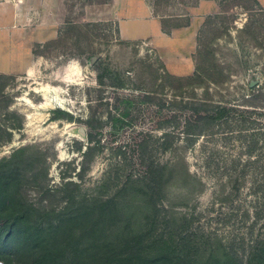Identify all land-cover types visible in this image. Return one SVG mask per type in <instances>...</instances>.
Returning a JSON list of instances; mask_svg holds the SVG:
<instances>
[{"label":"rangeland","instance_id":"374dc122","mask_svg":"<svg viewBox=\"0 0 264 264\" xmlns=\"http://www.w3.org/2000/svg\"><path fill=\"white\" fill-rule=\"evenodd\" d=\"M109 1L67 0L69 24L35 50L37 75H0L2 184L33 220L71 194L114 197L130 228L148 221L153 236L189 243L193 264H224L227 253L247 264L264 239V0H214L182 76L143 42L118 38ZM199 1L157 9L183 13ZM216 106L232 111L211 121ZM126 113L129 124L111 129Z\"/></svg>","mask_w":264,"mask_h":264},{"label":"trees","instance_id":"16d2710c","mask_svg":"<svg viewBox=\"0 0 264 264\" xmlns=\"http://www.w3.org/2000/svg\"><path fill=\"white\" fill-rule=\"evenodd\" d=\"M207 111L210 120L216 121L232 110L216 106ZM64 115L71 119L67 113ZM124 115L111 121V129L119 130L124 123L129 124V120L124 121L128 113ZM189 126L195 125L189 123ZM192 134L198 136L199 132ZM88 140H93L91 134ZM68 184L73 183H65ZM8 187V183L2 184L0 177L3 264H193L188 258L189 243L183 244L179 235L168 234L167 237L161 232L153 236L152 223L149 225L148 221L144 222L145 226L138 227L137 223L130 228V214L123 211L122 206L114 209V197L78 200L71 194L60 210L38 212L39 219L33 220L31 213L18 210L8 194ZM118 213H123V218H118ZM48 215H52L53 221L45 224L40 218ZM230 256L226 254L224 264L235 263L234 256ZM203 264H209V259ZM247 264H264V239L251 249Z\"/></svg>","mask_w":264,"mask_h":264},{"label":"crops","instance_id":"0c3cea01","mask_svg":"<svg viewBox=\"0 0 264 264\" xmlns=\"http://www.w3.org/2000/svg\"><path fill=\"white\" fill-rule=\"evenodd\" d=\"M66 1L0 0V75H37L36 48L69 24ZM158 5L159 0H110L106 20L120 40L149 46L168 73L188 74L194 69L198 32L216 2L200 0L177 14L158 12Z\"/></svg>","mask_w":264,"mask_h":264},{"label":"water","instance_id":"95a60500","mask_svg":"<svg viewBox=\"0 0 264 264\" xmlns=\"http://www.w3.org/2000/svg\"><path fill=\"white\" fill-rule=\"evenodd\" d=\"M96 58V56H93L92 58H91V61H93L94 59ZM255 81V80H254ZM252 82H250V86H252Z\"/></svg>","mask_w":264,"mask_h":264},{"label":"bare ground","instance_id":"6f19581e","mask_svg":"<svg viewBox=\"0 0 264 264\" xmlns=\"http://www.w3.org/2000/svg\"><path fill=\"white\" fill-rule=\"evenodd\" d=\"M50 101H51V100H50V99H48V104L50 103ZM48 104L46 103V105H48Z\"/></svg>","mask_w":264,"mask_h":264}]
</instances>
